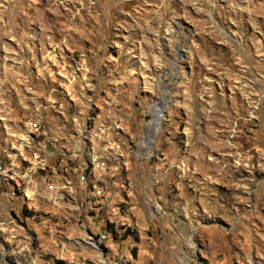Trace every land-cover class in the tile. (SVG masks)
Segmentation results:
<instances>
[{"label": "rangeland", "instance_id": "1", "mask_svg": "<svg viewBox=\"0 0 264 264\" xmlns=\"http://www.w3.org/2000/svg\"><path fill=\"white\" fill-rule=\"evenodd\" d=\"M160 2L148 0L145 4L144 0H124L118 9L105 7V15L111 16V23L119 22L126 25L125 28L102 26L98 8L91 6L99 0H70L66 7L52 4L51 0H14V11L0 13V80L7 78L3 85L6 91L0 93V161L3 165L15 163L14 178L7 179L0 189V264H98L97 253L89 247H77V243L104 232L110 241L106 247L109 252L126 244L129 235H133L137 243L129 254L137 261L141 253L139 242L151 239L153 245H159L152 230L141 232L138 218L131 214L127 215V220L136 228V233L129 230L123 237L119 236L117 220L112 218L108 204L105 200H93L89 188L94 184L103 185L114 195L113 181L123 183L127 179L124 188L131 184L126 163L121 177L104 176L113 166L111 149L97 154L92 132L106 107L101 101L110 102L109 97L115 96L114 79L121 74L115 71L116 62L124 64V57L118 55L114 44H122L129 30L141 32L145 26L140 17L148 19L154 5ZM252 4L264 5V0H252ZM167 7L177 11L179 18L191 25L194 32L207 23L204 12L196 11L191 5L177 8L176 0H167ZM249 10L255 14V9ZM77 12L79 14L74 15ZM223 13L222 6L217 13L218 21L228 22ZM229 24L231 32L237 33V27ZM147 27L155 29L156 25L149 20ZM198 34L205 41L214 40L217 46L205 47L201 40H195L201 54L197 64L191 67L206 79L186 89L191 103L186 104L182 114L172 117L184 135L185 145H190L185 158L192 178L187 184L179 180L165 187L176 200L195 192L198 212L207 214L212 210L216 216L203 225L205 247L200 250L197 264H246V255L252 259V264H264V96L260 95L264 84L257 83L264 80V17L257 16L248 22L237 37L246 53V58L242 59L249 69L244 74L248 87L238 82V66L228 51L231 41L215 33ZM105 56L112 59L106 60ZM257 99L259 103L253 109L251 102ZM153 109L146 107L151 114ZM30 116L37 117L48 132L47 138L55 137V143L66 145L65 153H74L75 142L71 138L77 137V129L86 133L88 138L83 144L92 149V160L81 151L70 166L66 160L60 165V158L49 153L47 170L36 173L32 179L26 176V164L19 155L17 140L24 126L35 120H30ZM233 123L238 132L230 138ZM169 140L166 137L165 144L161 145L160 160L156 163L168 154ZM209 153L214 161L208 159ZM176 158H180L179 155ZM53 170L59 175H53ZM62 175L72 183L83 180L87 194L81 193L72 200L65 191L64 178H59ZM205 176L211 179L205 180ZM169 179L173 181L174 174ZM149 180L145 177L146 182ZM39 182L47 184L50 193L56 191L55 204L43 196L32 200L23 197L25 189L31 197L35 194L34 187L41 191ZM57 185L64 187L57 190ZM241 186L258 187L261 195L250 197L240 190ZM119 191L120 199L112 203V209L119 213L123 228L130 191ZM244 200H249V205H245ZM62 203H74L77 208L83 204L81 220L67 215L72 209L60 208ZM229 203L234 208L226 216L222 209H227ZM235 209L247 217L235 223L236 230L244 231V235L226 236L229 229L225 225L232 227L230 217ZM85 216L99 225V232L84 229ZM173 219L179 221V217L173 216ZM144 251L152 257L146 259L145 264H153L158 253L153 252L151 246Z\"/></svg>", "mask_w": 264, "mask_h": 264}, {"label": "clouds", "instance_id": "2", "mask_svg": "<svg viewBox=\"0 0 264 264\" xmlns=\"http://www.w3.org/2000/svg\"><path fill=\"white\" fill-rule=\"evenodd\" d=\"M68 2L70 0H51L52 4L60 3L65 7ZM123 2L124 0H99L98 4L91 6L98 8L97 15L103 19L102 26L125 28L127 26L119 22L113 25L111 16H106L104 11L105 7L118 9ZM176 2L177 8L191 5L196 11H203L207 17V23L194 32L191 25L179 18L177 11H172L167 7V0H161L159 4H155L153 13L148 19L142 15L140 22L145 26L142 31L136 33L129 30L122 44H114V47L118 49V55L124 57V64L116 62L115 71L121 74L119 78L114 79L115 96L109 97L110 102L101 101L106 104V107L97 119L96 128L92 132L97 154L108 152L111 149L109 155L112 157L113 166L104 173V176L109 179L121 177L123 166L126 163L128 176L131 179L128 188H124V185L128 184L127 179H124L123 183L113 181L114 195L105 193L104 203L108 204L112 218L117 220V234L123 237L124 233L129 230L131 233H136V228L127 220V215L131 214L138 218L140 231L143 232L150 228L160 243L153 245L151 239L139 242L141 253L140 260L137 261L133 255L129 254L137 243L133 235H129L126 244L118 245L110 252L106 250L107 245H110L107 235L94 234L79 240L77 247H89L97 253L98 264H145L146 259L152 258L144 251L149 246L152 247L153 252L158 253L153 259V264H181V262L197 264L200 260V250L205 247L203 225L216 219L212 210H209L207 214L198 212L199 204L195 192L190 197L176 200L165 187L168 183L179 180L187 184L192 178V173L187 167L188 160L185 158L190 145H185L184 135L172 117L178 113L182 114L186 104L191 103L186 89H192L198 86L200 80L206 79L202 73L194 72L191 67L197 64V58L201 54L195 40H201L205 47L217 46L214 40L205 41L204 37L198 33H206L209 36L215 33L218 37L231 41L228 51L234 57L233 63L238 66L237 71L240 73L238 82H243V86L248 87L244 74L249 69L242 59V57L246 58V53L242 41L237 37L245 30L248 22L254 21L257 16L264 17V5H253L252 0H176ZM144 3L147 4L148 0H144ZM222 6L224 17L228 21L224 23L219 22L217 18V13ZM14 9V0H0V13L9 14ZM249 9H255V14ZM78 14L77 12L74 15ZM149 20L155 23V29L147 27ZM229 22L237 27V33L231 32ZM149 35H151L150 40ZM104 59L111 60L112 57L105 56ZM6 81L7 78L0 80V93L6 91L3 88ZM257 83L258 85L264 84V80L257 81ZM81 94H83L82 88ZM260 95L264 96V89ZM200 99L202 100L203 97L200 96ZM258 103L259 99L252 101L251 107L255 109ZM146 107L157 110L155 120L151 112L146 111ZM249 115L251 116L252 113ZM36 118V116L29 117L30 120ZM237 132L233 123L230 138ZM166 137L170 138L167 144L168 154L163 161L156 163L160 160L158 153L161 152V145L165 144ZM87 138L86 133L77 129V137L71 138L75 142L73 155L76 156L82 151L83 155L91 161L92 149L85 148L83 144V140ZM18 139L23 140V137H18ZM177 155L180 158H176ZM49 156L50 154H46L45 160ZM208 159L214 161L211 153L208 154ZM98 168L102 170V166L98 165ZM173 174L174 180L170 181L169 178ZM145 177L150 178L149 182L145 181ZM204 179L209 180L211 177L205 176ZM39 183H41L42 190L35 195L47 197L55 204L56 200L53 198L57 194L56 191L50 193L47 184ZM105 184L107 186V180ZM67 185L65 191L72 200H75L81 193L87 194L83 180H78L76 183L68 181ZM63 187V185L56 186L57 190ZM120 189H123L125 193L130 191L123 228L120 226L119 213L112 209V203L120 199ZM240 190L250 197L261 195L258 187L253 189L241 186ZM243 203L249 205L250 202L244 200ZM59 207L72 209V212L67 215H71L77 221L81 220L83 204L80 208H77L74 203H62ZM233 208L234 206L229 203L227 209H222V211H225L227 216ZM140 209L143 211H139ZM173 216L179 217V221L174 220ZM241 218L246 219L247 217L242 216L239 209H235V214L230 217L232 227L225 225V228L229 229L225 232L226 236L244 235V231H237L235 228V223H239ZM83 227L85 230L93 229L94 233L100 231L99 225L93 224L87 216L83 218ZM245 260L246 264H252L249 256L246 255Z\"/></svg>", "mask_w": 264, "mask_h": 264}, {"label": "built area", "instance_id": "3", "mask_svg": "<svg viewBox=\"0 0 264 264\" xmlns=\"http://www.w3.org/2000/svg\"><path fill=\"white\" fill-rule=\"evenodd\" d=\"M24 127L25 128L22 129V131H20L19 133V137H23V140L18 139L17 144L19 146V155L23 158H21V160L24 164H26V176L32 179L36 173L46 171L49 166V162L48 159L45 160V155L49 153H54L57 157L60 158V165H62L65 160L66 163L70 162L69 166L72 164L75 156L72 154V152H63L65 151L64 148H66V145L64 143H55V141L57 140L55 137H51L50 139L47 138L48 132L42 128L39 120L35 119L29 121L27 126ZM27 145H31L32 147L29 148ZM25 152H27V155H24ZM14 166V162H10L9 165H3L0 161V189L7 179L9 181L10 179L14 178ZM52 174L59 175L57 172H52ZM61 177L64 178L65 184L66 186H68L67 182L71 180L65 175L59 176V178ZM32 191H35V194L39 192L38 189H35V187ZM89 191L90 197L95 201L105 200V193L108 192V190H106L103 185L97 186L96 184L93 185L92 189L89 188ZM35 194L31 197L27 193V189H25L23 190L22 195L26 200H32L33 197H36ZM103 234L107 235L108 237V234L106 232H104Z\"/></svg>", "mask_w": 264, "mask_h": 264}, {"label": "bare ground", "instance_id": "4", "mask_svg": "<svg viewBox=\"0 0 264 264\" xmlns=\"http://www.w3.org/2000/svg\"><path fill=\"white\" fill-rule=\"evenodd\" d=\"M156 115H157V110L154 108V109L152 110V117H153V120L156 119ZM28 192H29V190H28ZM29 193H31V192H29Z\"/></svg>", "mask_w": 264, "mask_h": 264}]
</instances>
